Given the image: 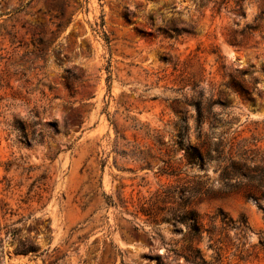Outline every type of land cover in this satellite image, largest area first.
<instances>
[{"label": "rangeland", "instance_id": "1", "mask_svg": "<svg viewBox=\"0 0 264 264\" xmlns=\"http://www.w3.org/2000/svg\"><path fill=\"white\" fill-rule=\"evenodd\" d=\"M261 12L264 0H0V264H182L164 257L181 232L140 210L175 182L161 160L183 155L160 153L155 136L173 143L175 121L194 115L186 99L226 91L217 132L264 154V20L244 32ZM170 22L194 33L170 36ZM132 148L149 149L151 167L120 153ZM188 173L211 185L193 202L205 223L218 209L247 222L242 252L232 227L220 263L202 236L206 264H264V208L223 189L213 164Z\"/></svg>", "mask_w": 264, "mask_h": 264}, {"label": "trees", "instance_id": "2", "mask_svg": "<svg viewBox=\"0 0 264 264\" xmlns=\"http://www.w3.org/2000/svg\"><path fill=\"white\" fill-rule=\"evenodd\" d=\"M244 0H235L239 4ZM219 10V8H217ZM261 20H264L263 12L256 18L255 23L247 24L244 32L250 33L252 30L260 27ZM164 33L170 36H178L185 33H194L193 26H179L175 22L167 23L163 29ZM244 73H241L243 76ZM234 94L242 99L250 100L255 103L251 88L246 85L244 79L238 80L231 78L227 85ZM228 94L221 91L218 97L210 95L203 97L201 93L197 98L185 100V103L194 109V115L180 116L174 123L176 129L173 143H165L159 136H155L157 149L161 153L164 149L166 155L173 151V146L177 145L183 149V155L175 165L169 160L162 159V165L158 167V172L167 177H174L175 182L155 190L148 199L143 202L141 211L146 215L153 216L157 220L160 215V221L172 225L175 231L181 232L180 239L168 244L166 251L173 257L164 255L166 262H172L177 257L183 258L182 264H206L202 258L198 243L202 236L206 234L208 247L213 250V259L220 263L223 259L224 250L234 245L229 235V229L234 227L236 248L242 252L244 243L241 238L246 234L247 222L244 216L233 218L228 213L218 209L208 215V222H204V215L194 206L195 200L208 196L210 193V184L205 175L188 173L189 169L195 166L204 167L210 164L214 165V170L218 172V180L225 190L242 189L247 199L254 200L260 208H264V154L259 151L255 144L248 145L244 140L236 139V136L226 140L224 133L217 132L216 123H224L220 114L215 113L213 107H225L228 104ZM192 119V124L189 123ZM211 118L212 123L204 131L202 125L205 120ZM229 122V121H228ZM225 122V123H228ZM14 129L22 134L24 139H34L28 137L26 126L24 124L13 125ZM190 132L194 134V141L189 140ZM124 138L123 136H121ZM170 146V147H169ZM123 155H132L135 159L151 167L149 162L150 151L132 148L129 151H121ZM110 203L108 196H105ZM15 234V230L11 231ZM19 251L29 252L34 250V244L28 246L20 244ZM264 251V245H263ZM157 264L161 262V255L155 254Z\"/></svg>", "mask_w": 264, "mask_h": 264}]
</instances>
